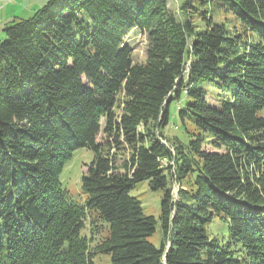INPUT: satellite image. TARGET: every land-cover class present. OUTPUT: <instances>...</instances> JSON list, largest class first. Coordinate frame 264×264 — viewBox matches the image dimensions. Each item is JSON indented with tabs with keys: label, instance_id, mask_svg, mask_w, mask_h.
Masks as SVG:
<instances>
[{
	"label": "trees",
	"instance_id": "trees-1",
	"mask_svg": "<svg viewBox=\"0 0 264 264\" xmlns=\"http://www.w3.org/2000/svg\"><path fill=\"white\" fill-rule=\"evenodd\" d=\"M176 1L178 18L166 0H48L4 25L0 264H264V0ZM80 148L82 204L58 180ZM143 181L163 192L158 247Z\"/></svg>",
	"mask_w": 264,
	"mask_h": 264
},
{
	"label": "rangeland",
	"instance_id": "rangeland-1",
	"mask_svg": "<svg viewBox=\"0 0 264 264\" xmlns=\"http://www.w3.org/2000/svg\"><path fill=\"white\" fill-rule=\"evenodd\" d=\"M48 0H0V42L4 39L2 29L4 25H8L11 19H26L30 17L33 12L41 8ZM168 11L178 18L177 8L178 3L176 0H166ZM218 19L221 15H217ZM228 17V15L226 16ZM7 21V22H6ZM5 24H4V23ZM123 42L130 48L131 59L134 63H143L145 60V52L147 47L146 35L138 30L129 31L123 38ZM212 103L211 99H208ZM259 116L264 118V109L258 113ZM103 123L101 120V133L97 136L96 142L100 143L103 140ZM175 121L165 129L164 134L167 138L173 137L178 132L174 130ZM179 132L177 133V136ZM209 149V147H204ZM93 159V153L85 148H80L72 152L70 159L64 164L62 171L58 176L60 187L67 193L70 199L76 203L82 204L84 202V195L80 189V179L85 173L86 165ZM177 189L176 184L172 185V192L175 193ZM163 192L161 190L151 191L148 188L147 182L143 181L137 183L130 192V195L136 198L140 205L142 213L145 216L153 217L156 221V228L154 234L148 238V241L154 246L158 247L161 239L160 228V201ZM104 230L101 232L100 237L107 235V225L102 223ZM88 222H85V227L81 231V236L90 237ZM207 232L210 238L221 240L225 236V225L221 222L214 220L207 225ZM95 243H91L92 245ZM93 264H110V257L108 255H96L93 259Z\"/></svg>",
	"mask_w": 264,
	"mask_h": 264
},
{
	"label": "water",
	"instance_id": "water-1",
	"mask_svg": "<svg viewBox=\"0 0 264 264\" xmlns=\"http://www.w3.org/2000/svg\"><path fill=\"white\" fill-rule=\"evenodd\" d=\"M177 190H178V187H177L175 193H173L175 197H177ZM168 247H169V245H167V249H168Z\"/></svg>",
	"mask_w": 264,
	"mask_h": 264
},
{
	"label": "crops",
	"instance_id": "crops-1",
	"mask_svg": "<svg viewBox=\"0 0 264 264\" xmlns=\"http://www.w3.org/2000/svg\"><path fill=\"white\" fill-rule=\"evenodd\" d=\"M11 20H12V19H11ZM6 22H7V21H6ZM6 22H5V23H6ZM3 23H4V22H3ZM5 23H4V24H5Z\"/></svg>",
	"mask_w": 264,
	"mask_h": 264
}]
</instances>
